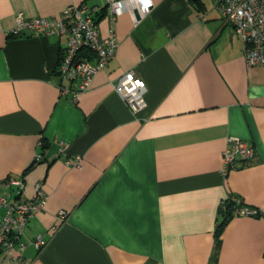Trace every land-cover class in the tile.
Returning <instances> with one entry per match:
<instances>
[{"label":"crops","instance_id":"1","mask_svg":"<svg viewBox=\"0 0 264 264\" xmlns=\"http://www.w3.org/2000/svg\"><path fill=\"white\" fill-rule=\"evenodd\" d=\"M83 1L100 6L101 40L107 0H0V194L8 177L26 181L22 197L46 191L26 246L1 247L0 264H264V63L247 64L215 0H152L138 22L117 16L115 55L76 97L59 71L66 36L11 28L19 11ZM127 70L147 85L138 111L114 88ZM229 136L255 154L225 173ZM228 196L263 215L223 223Z\"/></svg>","mask_w":264,"mask_h":264},{"label":"built area","instance_id":"2","mask_svg":"<svg viewBox=\"0 0 264 264\" xmlns=\"http://www.w3.org/2000/svg\"><path fill=\"white\" fill-rule=\"evenodd\" d=\"M224 19L229 22L242 41V48L248 65L264 63V0H215ZM109 32L100 40V28L96 13L100 6L85 1L68 4L58 16H27L23 11L16 14V22L11 34L32 35H64L66 43L59 63L62 77L71 80V88L77 97L80 92L90 87L94 74L105 68L115 55L118 41L114 27L117 16L124 11L132 13L135 22L152 7V0H107ZM115 90L124 98L133 111L147 105L145 80L134 70L122 73L114 82ZM62 150L68 144L61 141ZM255 154L249 140L238 136H229L224 150V172L229 168L248 161ZM42 154H37V160ZM68 164L80 166L81 157L67 158ZM8 192L0 194V207L4 212L0 215V248L11 249L17 244L22 250L26 242L22 233L29 219L43 208L46 202V191L42 181L34 184V191L22 197L26 181L22 177H8L3 182ZM13 195V196H12ZM234 198V197H233ZM235 209L236 215H263V210L248 204L241 199ZM67 211L59 209L57 223L60 226L67 219ZM37 249L44 246L42 235L33 239ZM22 259V256H14Z\"/></svg>","mask_w":264,"mask_h":264},{"label":"trees","instance_id":"3","mask_svg":"<svg viewBox=\"0 0 264 264\" xmlns=\"http://www.w3.org/2000/svg\"><path fill=\"white\" fill-rule=\"evenodd\" d=\"M43 147L45 146L46 143H43ZM223 207H222V211H223V223L227 222L231 216L234 214V210L236 209V207L238 206V202L235 201L233 198H231L230 196H228L227 198H225V200L223 201ZM223 225V224H222Z\"/></svg>","mask_w":264,"mask_h":264}]
</instances>
